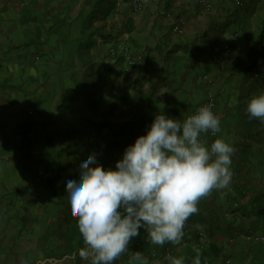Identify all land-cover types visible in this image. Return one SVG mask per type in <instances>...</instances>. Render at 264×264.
I'll return each instance as SVG.
<instances>
[{"label":"crops","instance_id":"crops-1","mask_svg":"<svg viewBox=\"0 0 264 264\" xmlns=\"http://www.w3.org/2000/svg\"><path fill=\"white\" fill-rule=\"evenodd\" d=\"M250 3L231 11V2L216 0L204 12L192 0H150L135 13L130 0H0V264H91L75 255L83 236L64 176L78 171L84 154L115 168L160 112L186 118L213 94L221 132L204 133L206 142L222 137L237 148L225 126L242 108L232 78L246 70L229 75L230 64L222 65L234 36L220 22L249 14ZM181 21L182 36L173 31ZM120 47L142 60L130 65ZM230 168L240 181L247 175V168ZM237 184L234 197L226 187L198 201L179 245L152 244L142 227L113 264H141L136 254L149 264H167L168 255L192 264L197 252L201 261L225 264L232 243L245 238L238 232L248 233L235 203L245 186ZM24 238L44 240L48 249L19 250ZM56 239L69 243L55 246Z\"/></svg>","mask_w":264,"mask_h":264},{"label":"clouds","instance_id":"clouds-1","mask_svg":"<svg viewBox=\"0 0 264 264\" xmlns=\"http://www.w3.org/2000/svg\"><path fill=\"white\" fill-rule=\"evenodd\" d=\"M249 118L264 122V92L251 97ZM221 132L210 105L186 118L155 115L146 134L126 147L115 168H105L95 154H84L76 173L64 176L70 207L87 247L79 250L91 264H113L143 227L152 244L179 245L198 201L213 189H224L232 178L235 148L218 137L209 146L202 133ZM134 259L149 264L136 254ZM167 264H185L168 255ZM192 264H202L201 253Z\"/></svg>","mask_w":264,"mask_h":264},{"label":"rangeland","instance_id":"rangeland-1","mask_svg":"<svg viewBox=\"0 0 264 264\" xmlns=\"http://www.w3.org/2000/svg\"><path fill=\"white\" fill-rule=\"evenodd\" d=\"M228 1L230 2V0ZM230 6L231 11H234L236 9L233 4ZM248 12L249 14H240L238 17L233 14L229 16L227 20L223 21L222 23L220 22V25L224 26L225 24H227L228 26H230L232 28V34L234 37V34H236L235 32L241 33L244 32V30L247 31L250 35H253L258 29L259 20L257 19V13H252V5H249ZM97 33L106 34L103 30L98 31ZM174 33L176 32L174 31ZM179 35L182 36V34ZM118 39L123 40L122 36L118 37ZM125 41L127 40H123V42ZM233 53H236V51H233ZM221 63L223 66L230 64V67L227 68V72L230 75L231 73L235 74V70H239L240 68V73L242 70H246L253 64V60L252 58L248 59L244 62L243 66H240L239 68L235 66V63L232 61V57L226 58V55H224V57L222 56L221 58ZM232 79L233 80L231 87L235 88L236 90L235 93H232V96L234 97L233 101L236 102L237 100V103L241 104L240 106L242 107L241 109H243V111H240L241 109L238 110V112L233 115V117L226 123L225 126V132L229 134V136L233 134L235 138V147L237 146L234 153L232 154V164L230 167L234 166L235 169L238 170L244 167L245 169L243 168V173H245V170L247 168L248 178L247 175H245L243 180L240 181L239 177H241V175L237 177H233L232 175L231 182L228 186L229 188H227V195L229 197L235 196L233 195L235 184L239 183L245 186L243 191H241V195H236V197L239 198V201L235 203H237L238 206V216L243 222L242 225H246L248 233L241 234V232H238L239 237L243 235L245 236V238H241L239 239V241L237 240V242L232 243L235 253H233L232 255H227L226 258H229L232 264H264V226L262 225L258 228H254L257 219L252 213V205L255 204L258 197L264 194V122H261L258 118L250 119L249 114L246 111V106L249 99L254 95H258L261 92H264V74L258 73L256 68H252L247 73L246 77H239V75H235V77ZM215 97L217 100V96ZM227 125L230 126L228 127ZM222 132L224 136V131ZM58 197L60 199L64 198L63 191L60 192ZM60 231H62V233L64 234L69 233L68 225L62 227ZM227 239H230V237L227 236ZM56 240L57 241H55V246H57L58 244V246H62L63 243L66 246V244L69 243L68 239ZM44 243V240L43 243L39 241L38 245L37 241L32 238L19 239V250L21 248L34 247L37 250H40V248L47 250L48 246ZM84 247H87V245H85L83 240L81 248ZM246 249H249V251L246 252ZM79 250L80 249L76 251V256H79ZM40 257L46 259L48 256L47 253H41ZM43 261L46 262V260Z\"/></svg>","mask_w":264,"mask_h":264},{"label":"trees","instance_id":"trees-1","mask_svg":"<svg viewBox=\"0 0 264 264\" xmlns=\"http://www.w3.org/2000/svg\"><path fill=\"white\" fill-rule=\"evenodd\" d=\"M232 3V1L230 0ZM246 5V0H242V5L235 7L237 9L243 10ZM252 13H257L258 29L256 33L250 35L247 31L236 32L238 35L229 40L228 46L231 51H236L230 57L235 63L236 67L243 66L244 62L252 58L253 64L246 69V75L252 68H256L258 73L264 74V0H251ZM133 26L127 28L131 31ZM252 213L257 219L254 228L259 226H264V194L258 197L255 204L252 205ZM209 249L215 256H219L221 251L215 246L210 245ZM203 252L202 255H205ZM77 264H80L77 261Z\"/></svg>","mask_w":264,"mask_h":264},{"label":"built area","instance_id":"built-area-1","mask_svg":"<svg viewBox=\"0 0 264 264\" xmlns=\"http://www.w3.org/2000/svg\"><path fill=\"white\" fill-rule=\"evenodd\" d=\"M196 4V6H198L202 11L204 12H210L213 7L214 4L216 2V0H193ZM232 4L234 5V7H238L242 5V0H231ZM150 2V0H130V7L132 9L133 12L138 13L141 12L142 10H144V8L146 7V5ZM174 31L177 34H182L183 31V22H179V23H175L174 25ZM121 51L123 52V54H125L126 56V60L130 65H134L137 62L142 60V56L140 55H133L130 53L129 50H127L124 47H120ZM232 51L229 47L226 48V53L230 54ZM233 53V52H232ZM210 105L213 112L216 110L217 108V100L215 95L210 94L208 95V97L206 98V100L200 105ZM198 106L194 112L192 114H195L197 109L200 107ZM201 139L206 142L204 133L201 134ZM207 143V142H206ZM202 264H218L214 261H212L209 258H206L202 261ZM225 264H232L231 260H227L225 261Z\"/></svg>","mask_w":264,"mask_h":264}]
</instances>
